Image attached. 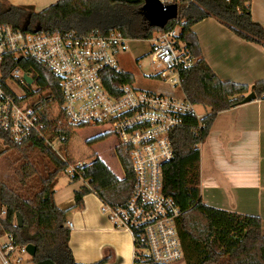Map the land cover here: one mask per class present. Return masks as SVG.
<instances>
[{
    "label": "trees",
    "instance_id": "trees-1",
    "mask_svg": "<svg viewBox=\"0 0 264 264\" xmlns=\"http://www.w3.org/2000/svg\"><path fill=\"white\" fill-rule=\"evenodd\" d=\"M250 2L179 0L177 18L158 29L148 27L139 14L143 0H59L40 12L29 5L13 6L0 1V23L29 31L85 34L94 29L101 34L118 31L132 40H147L155 32L181 27L180 38L188 44L194 57L192 68L181 73V91L186 101L208 109L200 120L185 117L183 125L172 132L174 158L162 168L163 191L173 198L180 211L177 228L186 264H264L260 219L209 207L201 202L199 191V145L206 140L216 115L243 104L250 92L255 95V100L264 97V81L250 89L219 80L201 57L192 27L213 18L236 37L264 48V28L252 20ZM11 67L32 75L38 101L31 107H38L36 111L51 137L65 134V155L71 162L68 144L77 127L65 122L59 80L32 59L13 60ZM132 79L126 72H110L105 86L114 93L117 84ZM109 136H96L86 144L92 146ZM0 141L11 153L17 154L19 161V168L15 170L18 186L0 180V207L6 212L0 218V235L7 233L15 244L34 246V264H76L68 246L70 231L65 227L66 214L73 208H81L82 199L88 193H94L104 205L112 208L127 203L132 194L133 172L125 147L119 145L115 150L123 179L119 180L95 154L91 155L90 165L82 171L87 186L74 192V203L62 210L56 206L54 194L66 163L34 135L21 143H13L0 128ZM35 151L49 164L50 170L43 177L30 160ZM16 214L22 218L21 227L16 226ZM106 260L95 264H103Z\"/></svg>",
    "mask_w": 264,
    "mask_h": 264
},
{
    "label": "built area",
    "instance_id": "built-area-1",
    "mask_svg": "<svg viewBox=\"0 0 264 264\" xmlns=\"http://www.w3.org/2000/svg\"><path fill=\"white\" fill-rule=\"evenodd\" d=\"M180 30L175 26L155 32L147 40H132L118 31H29L0 23V128L9 141L21 143L36 136L66 163L63 173L70 182L78 180L87 186L82 171L91 160L68 161L65 134L51 137L36 111L38 107H31L30 98L37 88L32 75L11 67L13 60L32 59L59 80L61 111L67 125L101 126L104 134L115 138L114 151L119 145L125 147L133 172L131 197L124 206L104 205L103 212L114 229L130 236V264H186L177 228L180 211L163 191L162 173L163 165L174 158L172 132L183 125L185 117H202L196 114L195 105L178 95L182 92L181 73L194 65ZM131 42L148 44L142 55L131 57L134 64L144 57L150 59L154 74L143 79L167 86L170 94L139 88L134 79L117 84L114 93L106 88L110 72H124L119 62L129 52ZM24 75L32 80L30 84ZM5 213L0 207V218ZM65 227L73 230L70 222ZM32 259L27 245L15 244L7 233L0 235V264H34Z\"/></svg>",
    "mask_w": 264,
    "mask_h": 264
},
{
    "label": "crops",
    "instance_id": "crops-1",
    "mask_svg": "<svg viewBox=\"0 0 264 264\" xmlns=\"http://www.w3.org/2000/svg\"><path fill=\"white\" fill-rule=\"evenodd\" d=\"M4 1L13 6L29 5L40 12L59 0ZM250 14L264 28V0H251ZM192 32L201 57L219 80L250 89L264 81L261 45L236 37L213 18L196 23ZM206 113L207 109L203 115ZM199 152L201 202L215 209L258 217L264 235V97L219 112ZM64 179L58 180L54 194V202L62 210L72 206L74 192L84 186L80 181ZM82 202L81 208L66 214V222L73 224L68 246L75 263L95 264L107 259L103 264H130V236L112 227L103 212L104 204L94 193L85 195Z\"/></svg>",
    "mask_w": 264,
    "mask_h": 264
},
{
    "label": "rangeland",
    "instance_id": "rangeland-1",
    "mask_svg": "<svg viewBox=\"0 0 264 264\" xmlns=\"http://www.w3.org/2000/svg\"><path fill=\"white\" fill-rule=\"evenodd\" d=\"M170 3H176L178 5L179 0H168ZM148 47V44H142L138 42H131L130 50L126 55L121 56L119 62V68L129 73L133 76L135 81V86L143 88L146 90L163 92L170 94L172 91L165 85L159 82L146 81L142 76H151L154 71L150 68V59L142 58L139 60L138 64L131 62V57L136 58L142 55ZM35 88H33L34 90ZM178 95L183 97V93L178 92ZM38 101V96L35 94L30 98V104H35ZM195 112L198 115H203L206 112L201 106H195ZM208 112V109H207ZM105 130L101 126L96 127H82L77 128L68 144V154L71 158V163L77 162H87L90 161L91 155L95 154L98 158L102 159L108 167L114 172L119 180L123 179V171L115 155L114 147L116 146V140L113 136H109L106 140L98 142L92 146L86 144L87 140L94 138L96 136L104 134ZM31 162L34 164L38 170L39 176L43 177L50 170L49 164L46 159H44L38 151L31 154ZM19 168V161L17 154H13L8 150V147L4 146L2 141H0V180L10 184L11 186H18L15 170ZM67 178L65 173L60 174V182H64ZM35 183H37V178H35ZM31 185H35L32 181ZM38 184H36V187ZM60 204V202H58ZM88 236V234H87Z\"/></svg>",
    "mask_w": 264,
    "mask_h": 264
},
{
    "label": "water",
    "instance_id": "water-1",
    "mask_svg": "<svg viewBox=\"0 0 264 264\" xmlns=\"http://www.w3.org/2000/svg\"><path fill=\"white\" fill-rule=\"evenodd\" d=\"M139 14L150 28L163 29L171 20H175L178 15V5L176 3L163 4L160 0H143ZM27 83H31V79L24 75ZM255 95L250 92L244 99V103L253 101ZM16 226H22V218L19 214L15 216ZM27 251L31 256L35 255V247L27 245Z\"/></svg>",
    "mask_w": 264,
    "mask_h": 264
},
{
    "label": "bare ground",
    "instance_id": "bare-ground-1",
    "mask_svg": "<svg viewBox=\"0 0 264 264\" xmlns=\"http://www.w3.org/2000/svg\"><path fill=\"white\" fill-rule=\"evenodd\" d=\"M34 257V256H33Z\"/></svg>",
    "mask_w": 264,
    "mask_h": 264
}]
</instances>
